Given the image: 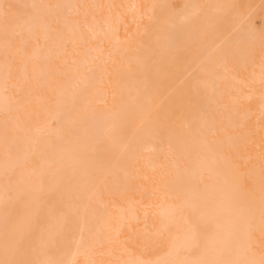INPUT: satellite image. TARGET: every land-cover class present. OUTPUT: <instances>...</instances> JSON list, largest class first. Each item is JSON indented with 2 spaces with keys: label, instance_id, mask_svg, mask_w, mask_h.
<instances>
[{
  "label": "snow or ice",
  "instance_id": "6c2138e0",
  "mask_svg": "<svg viewBox=\"0 0 264 264\" xmlns=\"http://www.w3.org/2000/svg\"><path fill=\"white\" fill-rule=\"evenodd\" d=\"M120 9L133 13L137 52L223 29L198 82L205 105L179 158L182 179H160L171 203L158 223L149 225L145 213L135 229L124 217L113 223L96 199V165L75 151L87 109L65 112L69 97L107 71L92 46L97 17L106 14L107 23ZM257 83L258 112L242 110ZM100 133L110 158L127 150L114 125ZM152 245L165 246L167 258L124 259ZM77 257L84 264H264V0H0V264H80Z\"/></svg>",
  "mask_w": 264,
  "mask_h": 264
},
{
  "label": "bare ground",
  "instance_id": "6f19581e",
  "mask_svg": "<svg viewBox=\"0 0 264 264\" xmlns=\"http://www.w3.org/2000/svg\"><path fill=\"white\" fill-rule=\"evenodd\" d=\"M33 2V0H29ZM12 2H18L12 0ZM84 3L145 4L187 2L213 3L228 0H73ZM246 2V0H240ZM256 3L259 0H255ZM105 23L106 14L97 17L101 31L92 46L104 53L107 71L77 96L69 97L66 113L86 108L85 118L77 129L79 136L75 151L96 165L94 187L96 199L107 206L113 223L124 217L126 225L143 228L145 213L149 225L159 222V211L171 203L158 182L163 177L171 183L182 179L183 155L186 143L195 131L193 122L205 105L204 91L198 82L204 78L203 69L212 55L213 44L223 39L219 26L215 35L189 34L184 40L167 49L156 44L136 51L137 42L130 34L136 31L133 13L120 9ZM260 21L257 20V23ZM219 37V39H217ZM137 37V41H139ZM131 50L125 53V49ZM110 54V55H109ZM258 75V70H257ZM259 83L255 85L254 98L244 101L242 110L251 108L258 112ZM34 107L40 104L34 101ZM241 110V111H242ZM40 112L37 124L43 122ZM103 124L114 125L126 151L109 157L108 146L101 142ZM243 180V176H238ZM151 193V195H148ZM55 202L57 194H52ZM136 217L139 218L138 222ZM259 240V234H257ZM162 261L167 258L165 246H149L137 250L124 259ZM84 264L83 257H77Z\"/></svg>",
  "mask_w": 264,
  "mask_h": 264
},
{
  "label": "rangeland",
  "instance_id": "374dc122",
  "mask_svg": "<svg viewBox=\"0 0 264 264\" xmlns=\"http://www.w3.org/2000/svg\"><path fill=\"white\" fill-rule=\"evenodd\" d=\"M17 1H18L17 3H31L29 0H17Z\"/></svg>",
  "mask_w": 264,
  "mask_h": 264
}]
</instances>
